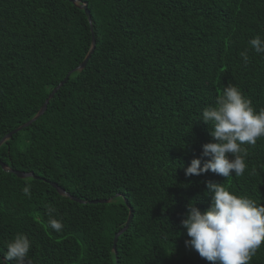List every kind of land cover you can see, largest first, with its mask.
Instances as JSON below:
<instances>
[{
	"label": "trees",
	"instance_id": "trees-1",
	"mask_svg": "<svg viewBox=\"0 0 264 264\" xmlns=\"http://www.w3.org/2000/svg\"><path fill=\"white\" fill-rule=\"evenodd\" d=\"M79 1L92 26L69 0H0V140L71 71L46 110L0 145V258L23 233L32 264H219L186 246L181 220L191 200L210 206L208 181L264 203V137L245 145L243 176L185 168L210 158L199 119L225 86L264 108V53L249 44L264 38V0ZM102 199L111 200L92 202ZM250 264H264V243Z\"/></svg>",
	"mask_w": 264,
	"mask_h": 264
},
{
	"label": "clouds",
	"instance_id": "clouds-1",
	"mask_svg": "<svg viewBox=\"0 0 264 264\" xmlns=\"http://www.w3.org/2000/svg\"><path fill=\"white\" fill-rule=\"evenodd\" d=\"M249 44L256 53H264L261 35L254 36ZM240 55L247 64V50ZM199 120L210 125L212 140L202 145V156L210 158L202 164L201 157H194L185 168V175L212 171L226 178L243 176L248 156L245 145H255L264 137V108L257 111L239 87L228 84L218 93L213 105L203 108ZM22 192L31 198V185H25ZM205 195L210 196V206L202 212L195 200H191L181 220L190 238L185 241L186 246L211 262L250 264L264 243V203L232 193L223 183L213 181L207 182ZM47 213L49 227L61 232L64 224L62 219L56 218V209L49 206ZM5 248L0 264L13 261L32 264L29 259L31 241L27 235L16 234L5 243Z\"/></svg>",
	"mask_w": 264,
	"mask_h": 264
},
{
	"label": "water",
	"instance_id": "water-1",
	"mask_svg": "<svg viewBox=\"0 0 264 264\" xmlns=\"http://www.w3.org/2000/svg\"><path fill=\"white\" fill-rule=\"evenodd\" d=\"M69 1H71V2H73L74 4H77L79 7H83L85 10H86V13L88 14V17H89V22H90V24H91V26H92V17H91V14H90V12H89V10H88V7H87V4H86V2L85 3H80V1L79 0H69ZM80 3V4H79ZM95 46H96V40H95V37L93 36V39H92V47H91V50H90V52L87 54V56L85 57V59L83 60V62L76 68V69H83L85 66H86V64H87V62H88V60H89V58H90V56H91V54H92V52L94 51V49H95ZM70 73H71V71L66 75V77L57 85V86H55L54 88H53V90L50 92V94L48 95V97L46 98V100H45V102H44V104L42 105V107H41V109L39 110V112L31 119V120H29L28 122H26L24 125H22V126H19L18 128H16V129H14V130H12V131H10V132H8L1 140H0V145L5 141V140H7V139H9L14 133H16L17 131H19L20 129H22V127H24V126H26V125H28V124H30V123H32V121H34L37 117H39L45 110H46V108H47V105H48V102H49V100H50V98L51 97H53V95L56 93V91L67 81V79L69 78V75H70ZM1 163V165L3 166V168H7L8 166H7V164L6 163H4V162H0ZM14 171V173L15 174H17L19 177H22V178H25V177H28V176H35L34 174H33V172H25V171H17V170H13ZM53 184V186L54 187H56L57 188V190H58V192L60 193V194H69V193H67L65 190H64V188L63 187H61V186H59L57 183H52ZM73 199H75V200H79V201H81V202H84V200H80V199H78V198H76V197H72ZM111 199H102V200H93L92 202H94V203H99V202H109ZM132 217H133V211H132V209L130 208V213H129V216H128V219H127V222H126V224H125V226L119 231V232H117L116 234H115V236H114V242H113V250L114 251H116V249H117V241H118V237H119V235L121 234V233H123L127 228H128V226H129V224H130V222H131V220H132Z\"/></svg>",
	"mask_w": 264,
	"mask_h": 264
}]
</instances>
